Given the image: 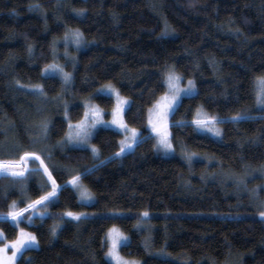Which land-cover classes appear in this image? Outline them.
I'll list each match as a JSON object with an SVG mask.
<instances>
[{
    "label": "trees",
    "instance_id": "16d2710c",
    "mask_svg": "<svg viewBox=\"0 0 264 264\" xmlns=\"http://www.w3.org/2000/svg\"><path fill=\"white\" fill-rule=\"evenodd\" d=\"M74 32L81 34L82 49L67 66L73 96L68 120L82 117L80 102L89 96L110 110L112 96L96 93L110 82L130 99L125 121L142 130L141 138L130 152L116 156L121 134L100 128L92 137L97 157L83 147L52 150L59 167L50 170L60 186L57 198L47 216L21 223L39 246L25 250L17 264H108L104 243L111 226L130 236L122 254L142 264H264L259 215L264 188L259 199L252 191L264 184V176L255 175L264 172V110L252 91L255 78L264 76V0H0V160H18L33 141L36 86L49 98L63 91L59 77L42 72L60 45L77 39ZM167 67L196 84V93L184 97L171 115L173 144L208 156L212 168L235 179L249 173L240 180L242 188L233 179L205 178L202 161L190 168L180 155L156 150L146 129L147 110L165 92ZM199 107L219 118L221 139L194 131L190 122ZM64 110L59 104L49 118L51 149L66 134ZM241 113L253 119H229ZM181 121L187 123L178 126ZM69 167L95 195L94 202L79 201L67 183ZM7 179L0 177V229L12 240L18 227L13 229L6 216L19 194L5 189ZM50 191L32 181L29 203L21 202L16 211ZM145 211L154 226L153 249L173 258L150 254L142 245L135 225ZM67 212L87 216L74 220Z\"/></svg>",
    "mask_w": 264,
    "mask_h": 264
},
{
    "label": "snow or ice",
    "instance_id": "6c2138e0",
    "mask_svg": "<svg viewBox=\"0 0 264 264\" xmlns=\"http://www.w3.org/2000/svg\"><path fill=\"white\" fill-rule=\"evenodd\" d=\"M39 5H31L32 8H38ZM67 35V34H66ZM79 32L75 33L77 38V43H79ZM59 66L52 65L49 68L55 70ZM49 68L45 69V72L49 71ZM62 72L63 70L60 69ZM71 78V74L63 73V80L65 83H68ZM180 77L177 76L174 71H169L165 82L167 83L168 88L171 91V95H165L160 98V100L155 104L153 109L149 110L148 125L151 127L152 132L155 133V138L157 139V147L162 148L165 152L174 151L171 142V133L169 131L168 117L176 110V107L180 104L183 96H191L196 93V85L192 80L188 81L186 88H181L179 86ZM37 91L42 93L43 89L39 86H36ZM252 91L255 98V104L261 109L264 110V76H258L253 81ZM100 94L104 95H115L116 97V107L112 111L113 119L111 121H104L100 111L94 106L85 105L86 111L84 113V118L76 124H68V133L65 139L66 143L73 145H88V141L91 139L94 130L98 125H107L111 124L120 132L126 134L125 139L120 141V151L115 153L116 156L122 155L127 149L131 148L134 144L138 142L141 138V133L136 129H130L126 123L123 122L122 114L124 112V106L129 104V101L122 99L119 95V92L107 86L106 88L98 90ZM65 118L67 119V113H65ZM233 122H239L241 120L253 119L247 113H241L236 116L229 118ZM220 120L217 117H210L204 114L202 111L198 110L195 114V117L190 122L194 125V131L205 130L212 132L216 136L221 135V130L215 125L219 123ZM187 123L185 121L178 122V126H184ZM43 130L46 134L47 125H43ZM130 133V136L127 135ZM131 140V143L128 140ZM91 151L94 155H98V150L95 147H91ZM192 156H195V153L188 156L189 162H191ZM29 161L36 163L38 162V167L29 168ZM103 163V161H101ZM91 169H86L85 172H89ZM43 173L47 177V180L50 182L51 191L46 195L41 196L40 199L28 204L27 207L16 211V204L10 206L12 211L7 213L6 218L9 219L12 224L13 229L17 228L21 222L25 219L27 223L33 224V216L37 215V207L43 206L47 207L49 203H54L57 198V192L59 190V185L56 184L55 179L52 177V173L48 170L47 165L44 163V160L41 159L39 155L35 152H25L18 160H0V176H10L18 179H26V174L31 173ZM81 177L79 175L73 176L70 181L67 183L71 184L77 190H80ZM45 185L41 184L40 187L43 188ZM253 193H256V189L252 190ZM81 200H91L92 197L85 189L80 191ZM258 199V196L256 197ZM31 212V215L25 218V213ZM40 216H43L44 213H39ZM64 215L72 217L75 220L80 219V215H75L72 212H67ZM260 217L264 219V211L259 213ZM142 217H149L147 211L141 213ZM142 225L138 223L137 228H140ZM53 234H55V228L52 229ZM0 240H6V237L3 233H0ZM151 237H148L144 241V247L147 249L151 247ZM36 237L32 234L26 233L23 229H20L18 237L15 241L11 243H4L3 247H0V264H16L18 258H22L23 252L27 249L32 248L37 245ZM104 246L107 247L105 252V257L107 258L108 264H141L140 261L127 259L121 255V247L130 246L129 237L123 235L116 227H113L106 234ZM11 251V255H9ZM160 255H170L164 253L161 250Z\"/></svg>",
    "mask_w": 264,
    "mask_h": 264
},
{
    "label": "rangeland",
    "instance_id": "374dc122",
    "mask_svg": "<svg viewBox=\"0 0 264 264\" xmlns=\"http://www.w3.org/2000/svg\"><path fill=\"white\" fill-rule=\"evenodd\" d=\"M75 33L76 32L70 33L73 38L75 37ZM69 37L70 36H67L66 38H69ZM68 41H69L68 44H63V46H61V45L59 46L60 52H56L54 54L55 56H54L53 61L50 64H48L43 69V72H42L43 75H55V76L59 77L62 80V83H63V91L61 92L60 95H57V97H54V98L46 97L40 91H36L39 94V100L37 101V104H36V107H35L34 111L31 112V118L33 120L32 121V124H31V129L33 130V133H34L33 136H34V138H33V141L30 143V147L27 149V152H35L37 155H39L41 157V159L44 160V163L47 165L49 171L52 170V169H54V168L55 169L59 168L58 165H57V163H56V161L52 157V150L54 148L65 149V148H70V147H83V148H88L91 151V147H95L97 149V147L92 143V137H93L94 133L98 129H100V128H111V129L117 130L111 124L98 125L97 128L94 130L91 139L88 141V145L87 146H84V145H73V144H69V143H66L65 142L67 133L69 131V129L67 127V131H66L65 136L62 139H60L59 142H57L56 144H54L53 145V148L51 149L52 145H49V143L47 141L50 120L52 119V116H54V115L57 114V108H58L59 104H63V108L65 107L64 114H63L64 118H65V113H67V117L69 116L67 110H68L69 106L71 105V103L73 102V96H72V92H70V90L72 88V73L71 72H68L67 66L74 64V62H75V56H74V54L76 52H78L80 49H82V45H81L80 41H79V43H77V39H75V40L74 39L67 40L66 43ZM52 65H57L59 67L57 69L53 70V69L49 68V66H52ZM46 68H49V71L48 72H45V69ZM60 69H62L63 71L61 72ZM169 71H174V73L181 78L180 79V82H179V86L181 88H186L187 85H188V81L189 80H192L195 83V81L193 79H191V78L184 80L174 70L173 67H167L164 70V72H163V74H164V82H165V78H166V76H167V74H168ZM63 73H69V74H71V78H70V80H69L68 83H65L64 82V80H63ZM165 85H166L165 92L163 94H161L157 98V100L151 106H149V108L147 110L146 129L149 130V132L153 134L154 138H155V133L152 132L151 127L148 125L149 110L154 108L155 104L160 100L161 97H163L165 95H169L170 96L172 94L171 91H170V89L168 88L166 82H165ZM107 86H111V88H113L116 91H118V89L112 83L107 82V83L101 85L100 87H98L96 93H99L98 90L103 89V88H106ZM119 95H120V97L122 99H126V100L129 101V104L124 106V112L122 114L123 122L127 124V122L125 121V111L128 108V106L130 105V99L128 97L122 95L120 92H119ZM111 96H112V98L114 100V104H113V107L110 110H108V111H106L101 105H99L92 98V96L83 98L81 100V102H80L82 104V106H83V114H82V117L79 120L74 121V122L68 120V118H67L68 124L69 123L76 124V123H78L79 121H81L84 118V113L87 110L86 107H85V105L94 106L95 108H97L100 111V113L102 115V119L104 121H111L113 119L112 111L116 107V97H115L114 94L111 95ZM184 97H187V96H183V98ZM198 110L202 111L207 116L213 117L208 112H206L205 110H203L201 107H199L197 109V111ZM107 114H109V116H107ZM171 115L168 117L169 131H170V118H171ZM50 117H51V119H49ZM45 124L47 125V132H46V134H45V132L43 130V125H45ZM127 126L130 129H136L139 133H142V130L139 129V128L132 127V126H130L128 124H127ZM215 126L221 130V135L220 136H216L212 132L205 131V130H200L199 132L206 133V134L212 136L215 139H221V137H222V128H221V126H220L219 123H217ZM117 131L121 134L120 141L121 140H124L126 134L120 132L119 130H117ZM127 135L130 136V133L127 134ZM128 142L131 143V140L129 139ZM171 142H172V140H171ZM119 145H120V143H119ZM134 145L131 148L127 149L123 154H125L127 152H130L134 148ZM155 146H156V150L160 154H162L164 156L180 155L181 157H183L186 160V162H187V164H188V166L190 168L191 167L193 168L195 166V164L198 163V162H200V161L204 162L205 165H206L205 166L206 168H205L204 172L201 173V175H203L207 179H211V180H216V179H221V180L229 179V180H232L233 179L236 182H238L239 183V186L242 188L243 187L241 185V182L242 181H240V180H245V179H247V177H251V175L248 173L247 175H245L243 177H238L237 176L238 178L235 179L234 177H232V174H229L227 171H225L223 169L222 170H219L217 167L212 168L213 167V164H214V160H212L208 156L201 155L199 153H195V152L188 151L183 145H180L179 147L178 146L176 147L173 144V142H172V147H173L174 151H172V152H165L162 148H158L157 147V139L155 138ZM120 147H121V145H120ZM193 153H195V156H192L191 162H189L188 156H190ZM94 156L97 157L98 155H94ZM38 166H39L38 165V162L33 163V162L29 161V164H28V167L29 168H35V167H38ZM67 171H69V173H70V180L72 179L73 176H77L78 175L77 171L73 167L72 168L69 167L67 169ZM255 175L264 176V172H259V173H256ZM0 177H2V176H0ZM26 177H27L26 179H18V178H13V177L8 176V179L6 181V184H5L6 185V188L5 189H7V191L16 190L17 193L19 194V196L11 202V205L13 204V202H15V204H16L15 210L18 209V207H19V205H20L21 202H26L28 200V203H29V198H30L29 186H30V183L32 181H35L38 184L39 187H40L41 184H44L45 186L43 188H48V187L51 188L50 182L47 180V177L45 175H43L42 172L41 173L26 174ZM80 184H81L80 190H77L76 188H74L70 184L71 187L75 190V192H76V194L78 196L79 201L82 202V203H85V204H90V203L94 202L95 199H96L95 198V195L89 190V188L82 182L81 179H80ZM261 188H264V184L261 185V186H259V187H256L255 188L256 189L255 197L258 196V199H259V196H260V193L259 192H260V189ZM85 189L91 195V197H92L91 200H81V198H80V191H83ZM50 204L51 203H49L47 205V207L38 206L37 207V210H36L37 211V215L33 216L32 219L34 217H45V216H47L48 215V211H49ZM39 213H44V215L43 216H40ZM29 215H31V212L27 216H29ZM75 215H80V218H83V217H86L87 216L86 213H79V214H75ZM69 218L73 219L72 217H69ZM24 221L27 222L26 219ZM21 223L18 226V234H19L20 229H23L26 233H29V234L34 235L30 230H28L25 227H23ZM138 223H140L142 225L140 228H137L136 227V225ZM136 225H135V229L137 231H139V232L142 233V245L143 246H144L145 239L148 238V237H151V241H150L151 247H149L147 249L144 247L150 254H153V255H156V256H159V257H162V258H173L171 255H160L161 250H155V249H153V247H152V232L154 230V226H153L152 222L149 220V217H147V218L142 217V219L139 222H137ZM59 227H60V222L55 227V234L57 233ZM113 227H116L117 229H119V231L121 233H123V235L129 237V240H130V236L127 233H125L124 231H122L120 229V227H118V226H111L107 230L106 234ZM0 233H3L4 234V232L1 229H0ZM4 236H5V234H4ZM17 237H18V235H17ZM17 237L14 238V239H12V240L7 239V238H6V240H0V247H3L4 243H11V242L15 241L17 239ZM105 238H106V236H105ZM36 240H37V238H36ZM38 246H39V244L37 243V245L33 246L32 248H38ZM121 249H122V247H121ZM121 249H120V252H121V255H123ZM107 250L108 249L106 247V251ZM163 252L169 254L168 252H166L164 250H163ZM8 254L11 255V251H9ZM123 256L125 258H127V259H132V260L140 261L141 264H142V261L140 259L126 257L125 255H123ZM16 264H17V261H16ZM225 264H227V263H225ZM229 264H239V262H236V260H234L232 263H229Z\"/></svg>",
    "mask_w": 264,
    "mask_h": 264
}]
</instances>
